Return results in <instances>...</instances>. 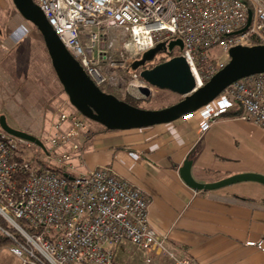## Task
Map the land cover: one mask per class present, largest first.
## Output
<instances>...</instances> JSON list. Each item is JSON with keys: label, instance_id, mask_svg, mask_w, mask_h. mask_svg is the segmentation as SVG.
Returning a JSON list of instances; mask_svg holds the SVG:
<instances>
[{"label": "built area", "instance_id": "built-area-1", "mask_svg": "<svg viewBox=\"0 0 264 264\" xmlns=\"http://www.w3.org/2000/svg\"><path fill=\"white\" fill-rule=\"evenodd\" d=\"M33 2L99 87L112 85L122 74L131 76V85L147 87L130 65L159 44L181 41L180 56L191 68L196 91L227 65L211 51L229 53L249 46L251 37L264 45V0ZM114 29L124 42L120 61L111 56ZM238 110L240 120L264 131V74L234 83L198 111L201 130ZM56 112L53 132L42 141L53 168L26 161L22 149L34 144L0 127V216L16 233L0 230L12 242L10 253L22 264H118L115 251L128 243L146 264H202L177 258L158 238L150 221L151 202L143 192L105 166L77 175L73 163L82 159L79 141L88 121L78 111Z\"/></svg>", "mask_w": 264, "mask_h": 264}, {"label": "crops", "instance_id": "crops-1", "mask_svg": "<svg viewBox=\"0 0 264 264\" xmlns=\"http://www.w3.org/2000/svg\"><path fill=\"white\" fill-rule=\"evenodd\" d=\"M238 117L224 116L207 131L201 130L199 113L142 130L87 131L79 141L83 155L75 159L76 169L84 175L105 166L143 192L158 238L177 258L264 264V186L240 183L200 192L180 176L186 159L193 162L192 174L200 183L242 173L264 175V131ZM115 257L118 264H146L128 243Z\"/></svg>", "mask_w": 264, "mask_h": 264}, {"label": "water", "instance_id": "water-1", "mask_svg": "<svg viewBox=\"0 0 264 264\" xmlns=\"http://www.w3.org/2000/svg\"><path fill=\"white\" fill-rule=\"evenodd\" d=\"M20 17L37 29L43 38L55 75L72 107L87 120L100 124L111 132L142 130L159 125H168L184 117L194 115L211 104L234 83L257 74H264V45L236 46L229 51V62L204 87L196 90V82L190 66L183 56L145 69L159 54H173L183 49L181 41L159 44L143 54L142 59L132 64V70L139 72L141 79L159 90L170 91L182 100L161 110H144L107 94L92 80L82 65L61 42L42 10L33 0H12ZM250 24V22H249ZM146 87H129L134 97L142 94ZM1 129L16 138L24 139L38 147L43 143L36 137L8 125L0 120ZM193 162L186 159L180 168V176L188 187L195 191L209 192L240 183L264 185V175L242 173L214 183H200L192 174Z\"/></svg>", "mask_w": 264, "mask_h": 264}, {"label": "rangeland", "instance_id": "rangeland-1", "mask_svg": "<svg viewBox=\"0 0 264 264\" xmlns=\"http://www.w3.org/2000/svg\"><path fill=\"white\" fill-rule=\"evenodd\" d=\"M0 8V120L5 118L13 129L26 132L42 142L53 132L57 120L56 111L76 110L66 94L61 92L62 86L52 68L40 33L35 27L21 20L18 12H14L12 0H3ZM109 40L114 44V50H123L121 31L112 30ZM211 53L215 57H222L228 64V53L218 48ZM180 55V49H175L173 57ZM163 56L165 54L157 55L156 60L151 62L152 65H157ZM122 73L120 71V75ZM131 80L130 75L122 74L118 76V81L108 84L115 87L116 97L127 100L129 96L134 97L129 90ZM134 99H138L135 102L137 108L161 110L179 103L182 97L147 86ZM22 150L26 161L37 166L44 162L51 168L55 167L43 148L32 145ZM73 164L76 167L75 162ZM77 175H80L78 171ZM0 263L22 264L20 259L10 253L8 247L0 252Z\"/></svg>", "mask_w": 264, "mask_h": 264}, {"label": "trees", "instance_id": "trees-1", "mask_svg": "<svg viewBox=\"0 0 264 264\" xmlns=\"http://www.w3.org/2000/svg\"><path fill=\"white\" fill-rule=\"evenodd\" d=\"M14 12L17 13V10L15 9ZM41 37V36H40ZM42 38V37H41ZM43 40V39H42ZM258 45H262V43L260 42V40L258 38H255V37H251L250 41H249V46H258ZM123 53V50L122 48L120 49H116L114 50V45L112 47V50H111V56L114 60L116 61H120V60H123L124 58V54ZM141 58V57H140ZM171 58H173V54H165V56H163L161 59H159L158 63L157 64H160V63H163L165 61H168L170 60ZM156 60V59H155ZM229 62V61H228ZM155 65H152L149 64L148 67L151 68V67H154ZM130 70L132 72H134L132 70V64L130 65ZM134 73H138V72H134ZM150 87V86H148ZM101 90L107 94H112V95H115V87L109 85V84H104V85H101L100 86ZM61 92L64 93L63 89L61 88ZM120 100H123L121 98H119ZM125 102H127L128 104L132 105V106H135V102L138 101V99H134V97H130L129 96V99H125L124 100ZM134 104V105H133ZM241 114V111H234V112H227L226 114L223 115L224 116H228V117H238L239 115ZM88 121V131L92 132L93 134H101V133H109L111 131L107 130L105 127L101 126L100 124L98 123H95V122H92V121ZM23 226H27V224L25 223H22ZM0 227L3 228V229H8V230H11L13 232L16 233V231L0 216ZM12 244L11 240L9 238H7L6 236H4L0 230V252L4 249V248H7L9 247L10 245Z\"/></svg>", "mask_w": 264, "mask_h": 264}, {"label": "flooded vegetation", "instance_id": "flooded-vegetation-1", "mask_svg": "<svg viewBox=\"0 0 264 264\" xmlns=\"http://www.w3.org/2000/svg\"><path fill=\"white\" fill-rule=\"evenodd\" d=\"M141 59H142V57H141V58H139L138 60L140 61ZM155 59H156V58H155ZM149 64H151V62H150V63H148V64L146 65L145 69H151V68H153V67L149 68V67H148V65H149Z\"/></svg>", "mask_w": 264, "mask_h": 264}]
</instances>
